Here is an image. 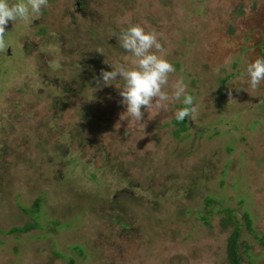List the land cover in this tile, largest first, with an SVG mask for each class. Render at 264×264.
I'll use <instances>...</instances> for the list:
<instances>
[{
	"label": "rangeland",
	"instance_id": "1",
	"mask_svg": "<svg viewBox=\"0 0 264 264\" xmlns=\"http://www.w3.org/2000/svg\"><path fill=\"white\" fill-rule=\"evenodd\" d=\"M129 24L162 34L169 84L194 97L179 136L181 102L121 120L115 85L96 87L105 61L131 66L113 36ZM6 31L0 264H226L227 207L264 232V81L245 74L264 57V0H49ZM242 240L264 264V245Z\"/></svg>",
	"mask_w": 264,
	"mask_h": 264
},
{
	"label": "clouds",
	"instance_id": "2",
	"mask_svg": "<svg viewBox=\"0 0 264 264\" xmlns=\"http://www.w3.org/2000/svg\"><path fill=\"white\" fill-rule=\"evenodd\" d=\"M48 5L49 0H0V52L8 47L5 36L9 22L31 23L42 15V9ZM113 36L117 38L119 46L131 54V66L105 61L112 70L102 69L95 81L97 88L115 85L121 97L119 103L126 106V111L120 115L121 120L129 121L131 118L141 122L143 110L166 111L171 101H179L183 105L174 113L177 121L197 119L198 109L194 105V97L187 93L184 81L177 79L169 84L170 74L176 69L166 58L167 52L161 43L162 34L154 30L146 31L140 24H129L118 34L113 33ZM96 51L104 54L102 48H97ZM245 74L247 83L252 89H256L264 81V57L249 62ZM114 81H122V84L113 83ZM240 90L241 88L236 87L237 92ZM228 94L231 96V89Z\"/></svg>",
	"mask_w": 264,
	"mask_h": 264
},
{
	"label": "trees",
	"instance_id": "3",
	"mask_svg": "<svg viewBox=\"0 0 264 264\" xmlns=\"http://www.w3.org/2000/svg\"><path fill=\"white\" fill-rule=\"evenodd\" d=\"M192 95V94H190ZM183 105H181V108ZM172 123L176 127L174 134L179 136L181 133L188 130V118L184 121H177L175 117L172 120ZM38 199L35 206L32 208L33 211L37 210ZM220 218V227L223 229L230 228V232L226 238L225 242V258L226 264H253L251 260L247 259L243 252L246 251V246L242 240L243 231H247L250 234H253L257 238L261 245H264V232L261 235H258L255 232L250 216L247 213H242L238 216L232 208H224L221 210ZM37 226L36 222H29L23 226H13L6 231H3L7 234L13 233H26L34 229ZM70 264H74V260H70Z\"/></svg>",
	"mask_w": 264,
	"mask_h": 264
}]
</instances>
